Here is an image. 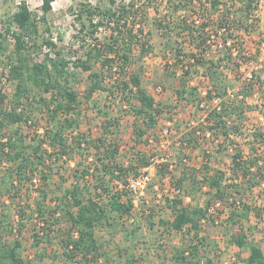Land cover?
<instances>
[{
	"label": "trees",
	"instance_id": "obj_1",
	"mask_svg": "<svg viewBox=\"0 0 264 264\" xmlns=\"http://www.w3.org/2000/svg\"><path fill=\"white\" fill-rule=\"evenodd\" d=\"M105 1L107 7L90 1L78 3L74 36L81 54L77 49L70 59L56 48L51 37L44 36L51 31L48 14L53 0H41V15L21 1L8 17L6 30L14 24L18 31L13 32L15 45L5 60L7 77L13 84L11 96L8 98L0 89V162L5 164L2 175L5 194L16 207L17 219L13 221L10 214L0 213V230L10 237L9 241H0V264H31L22 254L21 237L29 227L31 246L36 249L34 256L39 259L44 258L47 246L54 243L59 253L49 256L61 257L64 264H108L110 260L104 256L96 230L107 228L114 232L124 226L135 205L128 188L129 179L152 164L155 174L161 180L168 176L172 187L180 192L190 178L198 190L208 187L205 192L210 197L206 208L185 205L179 193L166 197L165 207L173 217L159 222L169 231L191 234L188 241L183 238L181 246L172 248L171 258L176 264H213L212 257L203 255L205 237L200 235L202 223L209 219L208 210L212 204H220L229 210L228 223H241L249 218L252 207H257L248 196L243 201L241 196L264 183V129L256 127L246 135L247 154L236 144L248 112L258 111L264 118V63L249 77L241 74L243 64L258 59L261 50H246L237 34L242 29L248 33L256 30L258 2L239 0L234 12L231 8H235L236 0L231 1L232 6L224 0H166L171 15L154 18V26L164 39L163 50L173 51L182 68V83L174 89L177 101L185 99L199 110H203L200 107L203 102L208 104L200 123L191 124L179 138L177 148L182 154L179 162L183 167L181 176L175 180L167 159L153 163L154 154L134 145L120 154L118 141L105 136L115 120L109 119L96 138L72 133L80 114V101L69 83L76 82L79 69L88 73L89 94L112 92L113 88L121 94L124 106L132 110L135 118V142L140 143L147 129L156 127L167 106L147 92L139 71L131 68L135 51L138 58H143L151 49L147 14L150 6L156 12L158 7L152 0ZM222 3L227 6L225 9H221ZM100 28L106 32L103 39L97 35ZM24 37L32 41L31 46ZM173 38L178 40L175 48ZM213 40L216 41L211 44ZM4 41L0 32V49L5 52ZM184 44L189 46V51L183 50ZM42 47L50 51L32 61L33 49ZM226 70L233 79L226 76ZM191 73L201 74L206 80L202 90L198 85L188 84ZM170 74L174 76L175 72ZM256 88L260 95L251 104L249 98L257 95ZM33 89L37 90L34 94ZM38 112L45 113L53 126L40 131L35 121ZM24 125L31 127L30 133H25L21 127ZM197 133L204 138L210 136L217 144L222 138L223 143L226 141L224 148L233 146L229 167L233 182H223L225 173L218 168L209 172L207 167L204 172L185 167L188 155L183 150L198 147ZM223 143L218 144V152L223 151ZM74 159L78 169L71 176L73 181L66 184L62 163ZM189 170L194 171L192 177ZM1 194L0 190V197ZM232 237L239 247L246 244L242 231ZM124 256V261L118 264H144L141 256L132 253ZM244 264H264L261 247L249 245Z\"/></svg>",
	"mask_w": 264,
	"mask_h": 264
},
{
	"label": "rangeland",
	"instance_id": "obj_2",
	"mask_svg": "<svg viewBox=\"0 0 264 264\" xmlns=\"http://www.w3.org/2000/svg\"><path fill=\"white\" fill-rule=\"evenodd\" d=\"M21 1H25L32 11L41 15V10L39 9L41 0H0L1 29L9 25L8 17L17 9ZM85 1H90L93 5L100 4L102 7H107L105 0H53L51 11L48 14L51 31L44 33V36L51 37L56 48L61 49L62 53L69 59L74 57L72 54L77 49H79L78 54H81V49L78 47V40L74 36L76 33L75 16L78 3ZM231 1L224 0L228 6L233 5ZM256 1L258 2V9L255 12L258 18L255 27L256 30L252 33H248L243 29L237 31V34L242 37L246 50H261L258 59L249 64H243L241 74L245 78L249 77L251 73L256 72L258 67L264 63V0ZM152 3L158 7V11L156 12L152 6L148 8L146 29L151 32V49L143 58H138L137 51H135L131 68L136 72L139 71L142 84L147 92L152 94L156 101L167 105L159 117L158 124L154 129H147L140 143L135 142L133 132L135 118L132 110L124 106L125 102L122 101L121 94L117 93L116 88H113L112 92L109 90L110 92L101 91L89 94L88 73L79 69L76 73V82H72V80L69 83L72 85L73 90L76 91L80 101L78 106L80 114L77 116V125L72 129V133L73 135L86 133L88 138H96L102 134V130L108 124L107 121L109 119L115 120V124L109 126L105 136L110 141H118L120 154L127 147L134 145L136 149H144L150 155L157 154L158 156H165L168 162H170V167L175 177L174 179L178 180L182 174L181 169L183 167L179 162V157L182 154L177 148L179 147V138L187 131V127H191L193 124L197 126L200 123L206 113L204 108L206 109L208 104L203 102L200 106L203 110H199L189 104L185 99L177 101L174 89L182 83V68L180 63L176 62L173 51L163 50L164 39L161 37L159 30L154 26V18L163 19L164 15H171L170 8L166 0H152ZM234 5L235 8L231 9L235 12L237 6L240 5L239 0H236ZM226 7L223 4L221 9H225ZM176 20L174 19V21ZM40 27L44 30L43 25ZM14 30L17 32L18 28ZM105 33L104 28H100L97 35L100 39H103ZM215 41H211V44H214ZM172 43L175 48V45L176 47L178 45V40L173 38ZM4 45L7 46V50L4 52L0 49V81L4 76L6 54H10L11 52V48L6 39ZM262 46L263 48H261ZM183 47L184 51H189L187 44H184ZM212 49L217 51V48L214 46ZM48 50L50 51L46 47L33 49V53L31 54L32 61L41 59L43 53ZM70 69H72L71 66ZM173 72H175L174 76L170 74ZM226 76L233 79V75L229 70H226ZM205 81L202 79L201 74L192 75L191 73L188 84L193 86L198 85L200 90H202ZM235 85V89H237L239 85L237 83ZM256 89L257 95L249 98V103L251 104L258 101L260 93L259 88ZM4 91L9 98L11 91H13L11 81L6 84ZM36 92V89L31 91L32 94ZM127 109L130 111H127ZM46 117L47 115L45 113L38 112L36 114L37 119L35 121L36 125L40 126V131L53 126L51 122L47 121ZM137 122L141 123V120H137ZM21 127L25 133H30L31 127L25 125ZM256 127L264 129V118H262L258 111L252 110L247 113V121L240 130L242 136H236L237 147L244 154H247L248 151V145L244 138ZM196 137L199 141L198 147H186L189 149H182L185 155H188L187 160H185L187 164L185 167H190V169L194 168V170L203 169L202 171L204 172L207 167H210L209 172L218 168L225 173L223 182H233V178H230L229 170L230 155L234 151L232 150L233 146L224 148L226 141L223 143V139L221 138L219 143H223V151L218 152L217 147L219 143H213L210 136H205L204 138L202 134L197 133ZM62 166L61 172H63V176L66 178L65 183L69 184L73 181L71 176L78 169L77 159L71 160L68 163H62ZM4 167L5 164L0 162V190L3 193V196L1 194L0 197V213L10 214L13 221H16V207L11 204L8 195L5 194L4 184L2 182ZM189 172L190 177H192V172L194 171L189 170ZM149 173L151 179L136 199L132 214L126 218L124 226L114 232L107 228H98L96 230V235L99 241L102 242V248L105 252L104 256L110 260L108 264H118L120 261H124V253L141 256L144 264H176L171 258L172 248L181 246L183 238L188 241L187 239L191 237V234L186 236L183 235V232L169 231L165 225L159 222V220H166L173 216L170 209L165 207L164 204L166 197L173 196L172 184L168 176L161 180L155 174V167L150 168ZM192 183L191 178L185 182L186 188H184V191L179 192V195L182 197L185 205L197 204L200 207H205L210 197L205 192L208 187L204 186L201 190H198L193 185L194 183ZM246 196L257 207H252L253 211L250 212L249 218L242 220L241 223L234 225L228 223L226 217L228 216L229 210L220 206V204H212L211 210H208L209 219L202 223L200 235L205 237L204 242L206 248L203 251V255L212 257L213 264H244V259L249 255V245L252 244L261 247L264 252V183L254 187L252 190H247L246 194L241 196L242 201L246 199ZM28 229L32 228L29 227ZM28 229H24L21 234L24 241L22 254L25 259L31 261V264H64L61 257L49 256L50 254L59 253L54 243L47 246L44 258L39 259L35 257L34 253L36 249L31 246L30 231ZM132 229L135 230V233ZM240 231L246 237V244L242 247H239L232 237V235H238ZM5 239L9 241L10 237L0 230V241ZM69 264L77 263L71 262Z\"/></svg>",
	"mask_w": 264,
	"mask_h": 264
},
{
	"label": "built area",
	"instance_id": "obj_3",
	"mask_svg": "<svg viewBox=\"0 0 264 264\" xmlns=\"http://www.w3.org/2000/svg\"><path fill=\"white\" fill-rule=\"evenodd\" d=\"M16 28H17V26L14 24L10 25L9 30H6V28H3V29L0 28V32L2 33L4 38L8 41L11 50L13 49V47L15 45V37L13 35V32L16 31V30H14ZM24 40L28 46L32 45V41L28 37H24ZM7 76H8L7 69L4 68V76L1 78V81H0V89L2 91H4L6 84L9 82ZM154 155L155 156L153 157V161H154L153 163L165 161L167 159V157H165V156H158L157 154H154ZM152 167L154 168L153 164H152V166L144 168L141 171V173H139L137 176L131 177L129 179L128 188L131 191L134 203H135L136 199L139 197V194L141 193L143 188H145L147 186V184L149 183V181L151 179L149 169ZM172 192L174 194H176V193H179L180 191L178 189H175L174 187H172Z\"/></svg>",
	"mask_w": 264,
	"mask_h": 264
},
{
	"label": "crops",
	"instance_id": "obj_4",
	"mask_svg": "<svg viewBox=\"0 0 264 264\" xmlns=\"http://www.w3.org/2000/svg\"><path fill=\"white\" fill-rule=\"evenodd\" d=\"M173 217V216H172ZM172 217H170L169 219H172Z\"/></svg>",
	"mask_w": 264,
	"mask_h": 264
}]
</instances>
